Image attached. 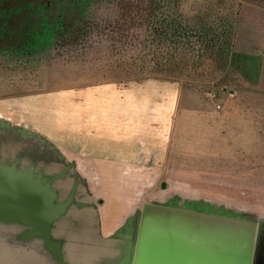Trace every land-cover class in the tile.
<instances>
[{"label":"crops","instance_id":"obj_1","mask_svg":"<svg viewBox=\"0 0 264 264\" xmlns=\"http://www.w3.org/2000/svg\"><path fill=\"white\" fill-rule=\"evenodd\" d=\"M58 1L0 0V264H254L264 0H236L220 110L203 75L62 74L56 34H34ZM13 23L26 38L5 34Z\"/></svg>","mask_w":264,"mask_h":264},{"label":"rangeland","instance_id":"obj_2","mask_svg":"<svg viewBox=\"0 0 264 264\" xmlns=\"http://www.w3.org/2000/svg\"><path fill=\"white\" fill-rule=\"evenodd\" d=\"M58 4V20L39 23L41 30L34 34L43 39L56 34L54 55L62 74L73 71L77 81L88 83L145 77L191 83L203 75L205 80L196 87L209 100L212 93L220 96L227 74L216 72L230 61L236 0H59ZM26 27V23L8 24L5 34L22 38L29 34Z\"/></svg>","mask_w":264,"mask_h":264},{"label":"trees","instance_id":"obj_3","mask_svg":"<svg viewBox=\"0 0 264 264\" xmlns=\"http://www.w3.org/2000/svg\"><path fill=\"white\" fill-rule=\"evenodd\" d=\"M255 259L258 264H264V231L259 237Z\"/></svg>","mask_w":264,"mask_h":264},{"label":"built area","instance_id":"obj_4","mask_svg":"<svg viewBox=\"0 0 264 264\" xmlns=\"http://www.w3.org/2000/svg\"><path fill=\"white\" fill-rule=\"evenodd\" d=\"M209 98L212 102L215 103V108L217 110H220L222 108L221 104L218 102L219 101V97H218V94L216 93H212L209 95Z\"/></svg>","mask_w":264,"mask_h":264}]
</instances>
